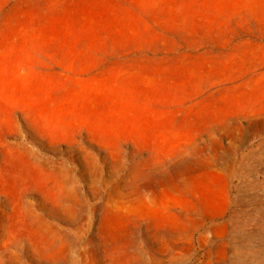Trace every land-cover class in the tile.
Wrapping results in <instances>:
<instances>
[{"label":"rangeland","instance_id":"obj_1","mask_svg":"<svg viewBox=\"0 0 264 264\" xmlns=\"http://www.w3.org/2000/svg\"><path fill=\"white\" fill-rule=\"evenodd\" d=\"M0 264H264V0H0Z\"/></svg>","mask_w":264,"mask_h":264}]
</instances>
